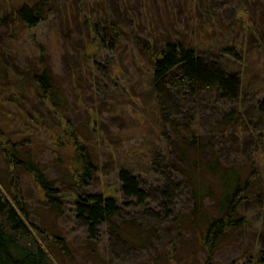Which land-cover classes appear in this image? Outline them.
Returning <instances> with one entry per match:
<instances>
[{"label":"trees","instance_id":"16d2710c","mask_svg":"<svg viewBox=\"0 0 264 264\" xmlns=\"http://www.w3.org/2000/svg\"><path fill=\"white\" fill-rule=\"evenodd\" d=\"M64 1L24 0L4 22L5 30L11 29L5 40L26 36L48 17L49 5L55 6L47 42L31 35L33 50L23 70L3 64L0 54V76L9 83L0 100L17 89L37 98L39 108L29 109L27 118L38 115V121L22 124L24 133H0L7 180L2 187L0 177V264H59L57 256L66 261L72 254L74 244L63 235L29 221L17 167L31 177L45 206L58 216L62 212L63 194L34 161V154L44 151L76 189L72 217L85 230V248L95 251L104 225L132 249L156 247L137 264H212L223 238L244 225L241 199L255 174L238 165L234 151L236 158L227 163L216 146L235 140L229 134L235 126H246L242 107L264 118V0H179V5L174 0H72L62 9ZM163 4L168 13L158 11ZM226 7L231 22L223 29L217 13ZM200 21L206 22L208 36L197 34ZM233 36L235 43L224 47L217 40ZM127 37L134 49L124 57L121 45ZM1 44L10 46L4 39ZM202 46L210 52L204 54L229 59L219 57L224 66L208 63ZM102 52L114 56L106 72L95 60ZM58 59L67 64L62 75L54 71ZM244 84L248 92H242ZM246 92L251 101L243 99ZM206 99L214 114L207 131L197 121ZM74 114L83 117L80 125ZM104 151L106 167L116 173L120 203L109 192L86 190L100 171ZM260 200L264 212V191ZM160 235L169 239L155 246ZM186 235L202 249L196 263L180 259ZM261 245L252 264H264V240ZM106 246L102 252L110 260Z\"/></svg>","mask_w":264,"mask_h":264},{"label":"rangeland","instance_id":"374dc122","mask_svg":"<svg viewBox=\"0 0 264 264\" xmlns=\"http://www.w3.org/2000/svg\"><path fill=\"white\" fill-rule=\"evenodd\" d=\"M71 1L72 0L64 1L62 9L66 7ZM174 1L175 4H180L179 0ZM23 2L24 0H0V41L2 42L4 39L8 45L12 46L3 48V44L0 45V54L2 55L1 59L3 60V64H6L8 67L12 68L19 67L18 70H23L22 66L24 67L29 62L27 56L31 54V51L33 50L32 44L35 41L32 39L33 37L31 38V35H36V39H40L42 43L45 41L47 42L46 38H48L49 33L52 31L55 18V6L51 3L47 8H50L49 14L47 15L48 17L44 18L43 22L37 28H35L33 31H30L26 36L23 34V36L21 35L20 37L19 34H16V37L12 36L10 40H5V38H9V36H11V29H9V31L5 30L4 27L8 23L4 22H6V19L11 20V13L14 12ZM230 3L233 5L231 1H229V5H231ZM174 9L175 6L173 5L172 12H175ZM135 10L136 13L141 14L138 8H135ZM229 10L230 9L226 7L225 12L223 11L217 13V16L219 15V24L223 29H226V25H229L231 22V12H229ZM158 11L162 13L167 12V7L163 4L162 7L158 8ZM176 11H180V6L176 7ZM198 24L201 31L197 34L206 33V36H208L207 33H209V31L207 32L208 29L206 26H203L206 24V22L200 21ZM12 32L14 31L12 30ZM239 32L240 31L237 29V37L242 35V39L243 34ZM217 40H219L221 47H224V44L226 43H235L234 36L232 41H230L228 38H220ZM248 42L247 45L251 48L253 46L252 42ZM133 49V40L127 37L124 43L121 45V53L125 57L126 53ZM199 51L203 53L202 56L208 63L212 61L214 64L217 63L218 65L220 64L224 66L220 61V58H222L223 62L229 59L228 56L223 54H220V58L217 56L204 54L210 53L206 50L205 46H202V49L199 48ZM111 57L114 59V56H111L110 53L102 52L95 56V60L101 64L102 70L106 72V69L108 68V61L109 63L112 61ZM54 62L56 66L54 71L60 75L64 74L63 71L66 70L67 64L63 63L61 59H58L57 61L54 60ZM2 71L3 70L0 67V75L2 74ZM9 78L8 81L11 80H9ZM8 85L9 83L7 80L0 76V93H2L3 90L8 87ZM243 88L244 89L242 92H248L249 88L246 87V84H244ZM15 90L14 96H6L3 100H0V112H2L0 113V133L3 135L7 134L8 132L15 134H21L22 132L24 133L21 128L22 124L28 126L27 124H30L31 122L35 123L34 119L38 121V115H33L32 118H27V116H30L29 109L33 108L38 111V99H34L35 97L30 98L25 91L22 94H19V91L17 89ZM98 90L101 89L98 88ZM247 92L246 94L243 93L246 95L243 97V99L245 101H251L252 99L248 97L251 93L248 94ZM260 97H262V94L259 96V98L254 99H260ZM206 100L208 103L204 104V109L200 110L201 114L197 116L199 127H203L204 129H202L205 131H207L208 128L211 129L213 123L210 122L214 118V114L210 111V109H213V105L211 101L208 99ZM256 102L257 101H255L252 107H257L258 102ZM242 110L244 112L243 118L244 122H246V126L243 128L235 126V133H229L235 140L233 141L231 137L223 139L216 147L218 149V155L223 157L227 163L231 162V158H236V156L233 155V151L234 153H237L238 165L249 173L255 169V174L253 176L251 185L248 187L247 194L241 199L242 203L239 212L243 217L244 225L241 227L240 231L234 233L233 235H227L223 238L213 254L214 260L212 264H252L254 258L253 256L260 248H262L261 244L264 240V212L262 211V202L260 200V195L264 191V118H255L252 115L253 110L250 112V110L246 109L245 107H242ZM73 116H76L73 118L78 123L80 122V125L83 117L80 116V114H74ZM248 122L250 123L248 124ZM29 133H31V131ZM108 136L110 137V133ZM1 140L3 139L1 138L0 141ZM105 153L106 152L104 151V155L101 158L102 165L100 164V171L97 172L96 178L86 190L89 192H109L110 194L115 195L116 200L118 203H120L122 202L123 197L118 191L119 184L116 178V173L111 167H106L107 161H105ZM94 154L96 158V151ZM37 156L38 158L35 159L34 157ZM34 157H32L34 158V161L40 165L39 167L43 168L45 175H47L49 180L55 183V186H57L60 190V194H63L64 197L61 208L62 212L61 215L58 216L55 213V209H50L45 206L43 203V198L39 196L38 189L32 182L31 177L24 174L22 169L17 167V171L21 177V186L24 189L23 197L26 201L27 210L29 211V221L35 223L40 229H45L51 235L54 233L63 235L66 239H68L69 242L74 244L73 251L71 252L72 254H70L68 260L65 261L61 257L57 256L56 261L59 264L60 262L61 264H137L138 261L145 259L146 256L152 255L156 247H152L150 249L151 251H139L137 249H132V246L127 241L117 238L112 234V232H109L104 225L99 227L100 233L95 251L93 248H85L86 243L83 241L86 235L85 230H83L79 223H75L72 217L74 209L73 194H75L76 189L70 186L67 180H65V176L61 174L62 171L57 167L56 164H54V157L48 153H45V151L44 153L41 152L37 155L34 154ZM1 160L2 155L0 154V177L3 179L1 184L2 187L5 186L7 188V180L4 177L5 167L2 165ZM102 166H105V168ZM144 178L146 181H148L146 176H144ZM161 207L162 206L160 205V207H158L156 210H161ZM38 237L40 238L41 243L45 244V237L39 234ZM184 238L185 239H183L180 243V259L183 260L184 258L188 257L193 263H196L202 256V249L196 248L195 237L192 235H186ZM167 239L169 238H165L164 235H160L154 245H164L167 242ZM106 244L108 245L106 246V250L111 254V256H109L111 261L108 260L107 256L102 252V249ZM56 253L58 254L57 251Z\"/></svg>","mask_w":264,"mask_h":264}]
</instances>
